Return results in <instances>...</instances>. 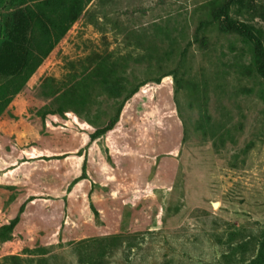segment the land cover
I'll return each mask as SVG.
<instances>
[{
    "label": "rangeland",
    "instance_id": "374dc122",
    "mask_svg": "<svg viewBox=\"0 0 264 264\" xmlns=\"http://www.w3.org/2000/svg\"><path fill=\"white\" fill-rule=\"evenodd\" d=\"M63 1L0 0V264H248L264 0H91L21 86Z\"/></svg>",
    "mask_w": 264,
    "mask_h": 264
},
{
    "label": "trees",
    "instance_id": "16d2710c",
    "mask_svg": "<svg viewBox=\"0 0 264 264\" xmlns=\"http://www.w3.org/2000/svg\"><path fill=\"white\" fill-rule=\"evenodd\" d=\"M90 1L91 0H64L58 5L59 10L58 12H56L55 17L51 18L49 16V18H51V20L53 21V30L50 34V38H48L49 40H51L50 45L48 49L41 56L35 59V62L33 64H29L27 59H25L22 70L26 69V72L24 74V79H23L21 86L25 84L29 76L44 61V59L50 53V51L62 40V38L66 35V33L71 28V26L81 16L86 4L89 3ZM223 16H224L223 19L226 24V28L230 30L238 31L247 41L251 42L255 46L257 57L259 60L256 66V71L260 76L264 77V44L263 42L254 33L252 28L247 23H243V22L230 19L227 12L224 13ZM13 33L15 32L13 31ZM15 39H16L15 35L12 36V40H15ZM30 55L33 56V54H30ZM20 89L21 87L18 86L13 93L19 92ZM10 101H11L10 97L6 99H0V116L4 112L5 108L9 105ZM104 240H106V242L108 243H119L123 241H129L128 237L122 234L108 236V237H105ZM249 260L250 261L248 264H264L263 248L259 249L257 254L250 257Z\"/></svg>",
    "mask_w": 264,
    "mask_h": 264
},
{
    "label": "water",
    "instance_id": "95a60500",
    "mask_svg": "<svg viewBox=\"0 0 264 264\" xmlns=\"http://www.w3.org/2000/svg\"><path fill=\"white\" fill-rule=\"evenodd\" d=\"M217 204H215V206H216Z\"/></svg>",
    "mask_w": 264,
    "mask_h": 264
}]
</instances>
